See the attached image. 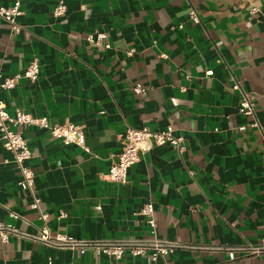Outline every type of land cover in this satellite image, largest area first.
Listing matches in <instances>:
<instances>
[{"label": "crops", "instance_id": "0c3cea01", "mask_svg": "<svg viewBox=\"0 0 264 264\" xmlns=\"http://www.w3.org/2000/svg\"><path fill=\"white\" fill-rule=\"evenodd\" d=\"M65 2L57 18L56 0H22L19 31L0 19V73L15 76L33 58L40 62L36 81L21 78L0 98L10 112L83 125L90 151L38 126L21 127L45 221L0 137V222L20 230L8 241L0 236V264H264V251L240 249L264 245V0ZM250 3L259 11L250 13ZM97 30L111 47L87 39ZM236 81L254 101L259 127L239 129L254 117L239 112ZM136 84L145 91L136 93ZM170 124L184 137L183 152L155 146L126 183L108 176L126 126ZM148 201L155 232L139 213ZM45 225L53 236L157 237L176 247L155 261L130 253L116 259L27 236Z\"/></svg>", "mask_w": 264, "mask_h": 264}, {"label": "built area", "instance_id": "2783aa9c", "mask_svg": "<svg viewBox=\"0 0 264 264\" xmlns=\"http://www.w3.org/2000/svg\"><path fill=\"white\" fill-rule=\"evenodd\" d=\"M21 5L22 0H12L10 5H0V19L6 21L16 31L21 29V25L18 22V17L22 14ZM257 11L259 9L250 3L249 12L254 14ZM66 12L67 5L65 0H56L53 15L59 18L64 16ZM259 12L264 18V11ZM189 17L195 22L199 21V15L195 9L189 10ZM87 39L96 45L107 48L111 47V44L107 41L106 31L97 30L88 33ZM133 51L130 50L129 53ZM207 73L211 74L212 70H208ZM39 76L40 62L38 58H33L24 70L15 76H4L0 73V91L15 87L21 78L36 81ZM232 88L241 94L238 107L239 112L245 116L254 117L253 121L240 125L239 129L244 130L248 126L259 127L260 124L255 113V103L249 92L243 90L239 81H236L232 85ZM134 91L136 93H143L145 88L140 84H136ZM26 125L46 129L54 138L62 140L65 144H76L88 152L90 148L86 145L85 127L83 125L74 122H66L64 124L52 123L46 116H35L20 108H16L14 112H10L7 104L0 98V137L4 147L13 154L10 161L20 172L18 184L30 193L32 196V207L38 211V217L46 221L48 214L42 212L40 209L41 197L35 186L36 172L29 164L32 152L21 130V127ZM174 131V126L171 124L162 130H154L148 126H126L125 130L120 134L121 150L114 156L108 176L116 182L126 183L132 165L139 160L142 154L149 152L155 146L171 144L179 152H183L186 149L184 137L176 135ZM139 213L145 216L147 223L152 227V231L155 232L156 221L154 218L153 202H146ZM65 215V212L61 211L59 216L64 217ZM10 216L18 217L19 214L10 211ZM13 233H20V230L11 223L0 222V236L3 241H8L9 235ZM27 236L42 240L51 245L79 249L82 253L88 248H94L99 253L107 254L116 259L121 258L126 253H130L133 256L148 255L150 260L155 261L159 256L172 252L176 247L175 243L158 239L157 237L149 239L93 240L78 239L64 234L53 236L49 232L47 225L43 226L40 234ZM240 249H251L253 253H262L264 245ZM229 256L230 259H235V248L230 250ZM49 264H52V261H49Z\"/></svg>", "mask_w": 264, "mask_h": 264}]
</instances>
